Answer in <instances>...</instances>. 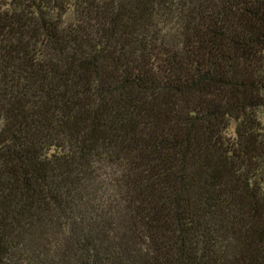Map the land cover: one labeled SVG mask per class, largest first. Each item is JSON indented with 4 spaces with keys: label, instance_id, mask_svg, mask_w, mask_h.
<instances>
[{
    "label": "trees",
    "instance_id": "16d2710c",
    "mask_svg": "<svg viewBox=\"0 0 264 264\" xmlns=\"http://www.w3.org/2000/svg\"><path fill=\"white\" fill-rule=\"evenodd\" d=\"M0 264H264V0H0Z\"/></svg>",
    "mask_w": 264,
    "mask_h": 264
}]
</instances>
